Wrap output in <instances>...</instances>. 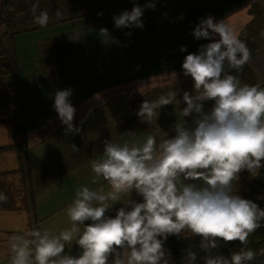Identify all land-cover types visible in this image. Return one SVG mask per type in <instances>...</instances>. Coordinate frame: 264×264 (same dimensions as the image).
I'll list each match as a JSON object with an SVG mask.
<instances>
[{"label": "clouds", "instance_id": "clouds-1", "mask_svg": "<svg viewBox=\"0 0 264 264\" xmlns=\"http://www.w3.org/2000/svg\"><path fill=\"white\" fill-rule=\"evenodd\" d=\"M155 7L156 0L144 7L135 4L114 15L115 27L143 28L145 8ZM33 17L40 26L49 22L48 12L37 14L36 5ZM100 35L107 38L108 29L101 28ZM193 35L212 41L200 45L198 54L186 55L182 65L195 93H183L187 106L182 115L194 114L193 124L178 119L175 135L162 139L149 133L143 141H130L131 133H124L105 141L90 167L108 190L103 185L77 188L65 209L71 227L58 234L33 229L14 236L10 264H170L164 243L171 235L200 237L198 246L184 250L186 264H196L200 252L203 264H250L264 256V249L247 247L249 236L264 226V209L242 198L235 187L241 171L257 175L264 168V86L241 82L238 73L252 53L227 20L204 18ZM181 51L187 48L181 46ZM72 91L57 90L53 97L66 135L79 131L73 122ZM176 96L169 90L145 100L138 112L141 122L157 120L158 110L175 103ZM206 101L214 102L207 111ZM133 192L143 202L131 199ZM6 200L0 193V202ZM117 203L124 206L114 217L108 215ZM221 241H239L242 247L224 256L216 251ZM73 242L80 249L77 255L65 250Z\"/></svg>", "mask_w": 264, "mask_h": 264}, {"label": "rangeland", "instance_id": "rangeland-1", "mask_svg": "<svg viewBox=\"0 0 264 264\" xmlns=\"http://www.w3.org/2000/svg\"><path fill=\"white\" fill-rule=\"evenodd\" d=\"M229 1L156 0L154 10L145 8L142 16L143 28H116L113 17L124 10L130 11L135 4L144 7L148 0H101L91 9L92 12L85 16H72L71 19L63 18L64 20L57 17L49 18L46 26L36 24L31 16L19 14L20 16L14 17V30L20 32L37 30L17 34V46L14 47L15 75L10 81L0 82V110L8 107L12 110L10 108L14 104L20 114L24 106L23 99L21 100L22 93L26 102L31 101L30 104L32 101L37 102L41 96L42 106L26 115L29 120H32L33 115L36 118L33 123L28 120L34 129L30 140L49 139L55 137L62 124L53 107L55 92L71 88L73 91L70 100L76 109L74 119L92 117L95 114L92 117L94 120L90 123L81 122L84 133L81 132V135L77 136V143L73 149V152H76L73 160L79 165L87 160L88 151L99 156L102 154L99 151L104 150L105 141H116L120 134L131 133L127 137L130 141H141L149 133L157 135L158 139L174 136V125L178 119L185 120L188 125H192L194 119V114L185 118L182 115V108L187 106L183 101V93L187 91L195 94L192 78L183 74L184 59L190 53L198 54L200 45L212 42L206 39L197 40L193 35L195 27L203 19L202 13L197 20L187 22L181 9L200 8L206 5L217 8L222 5L224 14L216 21L227 20L234 26L238 36L248 31V28L250 31H256L259 26L264 28V0H234L225 3ZM232 11L240 12L238 20L232 21V16L227 15ZM241 11L246 14H241ZM179 25L184 27L182 33ZM4 28L3 26L1 31ZM101 28L108 29L107 38L100 35ZM55 42H60L57 47L53 45ZM263 44L264 42L260 47ZM181 46H185L187 51H181ZM66 54L71 55L67 58L69 62L63 63L61 56ZM255 61V67L245 66V76L240 78L242 83L252 85L264 83V73L259 75L264 67V52L257 56ZM20 68L22 74L19 72ZM249 74L252 77H249ZM169 90L177 94L175 103L159 109L157 120H153L151 124L142 123L138 116L142 103L145 100H155ZM9 98H13V104H7L6 99ZM213 103L204 102L205 111L209 110ZM7 114L8 111L3 112V116ZM112 117H115L112 119V125L107 126V120ZM136 129L137 132H134ZM17 133V139L22 141L21 129L17 128L16 135ZM6 135V132L1 133L2 137ZM27 139L23 141L24 144ZM12 142L14 143V138ZM83 142L88 146L91 143L92 147L84 146ZM41 146L45 148L47 143L41 142ZM32 150L35 153V149ZM43 156L42 160L49 163L57 160L55 154L47 153ZM5 157L7 158H0V168L19 167L16 151ZM70 161L71 159L65 158L62 163ZM58 162L59 160L57 164ZM55 168L57 169L56 166ZM90 169V165L84 162L80 172L65 175L66 178L61 182H54L41 190L35 195V202L33 195L29 209L21 200V211L0 212V264H10L11 254L6 235L29 233L33 224H30V220L34 222L38 220V224L41 223L38 230L54 234L71 227L65 209L72 203L76 189L82 186L95 189L102 183L100 181L96 184H84L85 174L88 175L87 181L92 175ZM16 176L22 177L20 172ZM75 183L77 186L72 191L74 185L72 187L71 185ZM131 199L143 202L142 197L135 192L132 193ZM117 211L116 204L110 208L108 215L114 217ZM77 249L78 252L74 253ZM65 250L72 255L80 252L75 242L66 246Z\"/></svg>", "mask_w": 264, "mask_h": 264}, {"label": "trees", "instance_id": "trees-1", "mask_svg": "<svg viewBox=\"0 0 264 264\" xmlns=\"http://www.w3.org/2000/svg\"><path fill=\"white\" fill-rule=\"evenodd\" d=\"M190 1V0H189ZM101 0H0V82H7L14 77L15 74V46H17L16 37L17 34L21 33L19 30H14L13 24L15 23L14 17L20 16H31L33 19V6H37V14L40 11H47L49 14V18L57 17L60 20L71 19L72 16L79 17L85 16L89 14L91 9L97 5ZM16 11H20L23 13H16ZM59 12V15H57ZM22 16V17H23ZM29 19V18H28ZM27 20V19H24ZM5 27L2 31V27ZM254 29V28H253ZM30 30V29H29ZM249 33L243 32L239 38L244 40L251 50L252 58L255 56L257 50L260 47V44L264 42V28L260 26L256 28V31H253L248 28ZM28 31V30H26ZM60 42L53 43L54 47H57ZM70 54L62 55L61 61L63 63L69 62ZM47 60V58H45ZM67 60V61H66ZM244 71H246L245 67L242 73H238L240 78L242 79L245 76ZM249 77H252L249 74ZM7 104H13V98L6 99ZM8 104V105H9ZM9 108V107H8ZM6 108L4 112L8 111L11 119L14 120L18 129H21V137L23 136V141L26 139L27 129L26 127L21 126L22 122V113L17 110V107L13 104L9 110ZM20 125V127H19ZM18 136V133H17ZM24 142L17 141L16 144L11 146L10 148L15 149L17 152L23 155L22 149L26 146ZM3 147H0L2 149ZM21 172L22 182L25 185L33 186V182L31 180V173L29 170V164L26 163L24 157H21ZM31 182V184L29 183ZM31 186V187H32ZM29 187V188H31ZM237 194H239L242 198L250 199L253 202L257 203L261 209H264V168H261L257 175H252L247 170L241 171L239 174V179L235 183ZM0 193H4L7 196V200L0 202V210H10L13 208H17V202L20 200L19 197L15 200V194L7 192L5 190L4 184H0ZM28 203L30 201L33 202V190L31 188L30 197L24 199ZM28 205V204H27ZM185 235H189L185 233ZM200 237H191L185 238L184 236H176L171 235L168 237L167 241L164 243L165 249L170 253V264H186L184 261V250L188 248L190 245H199ZM242 247L239 241H233L229 243L220 242V247L216 249V251L224 256H230L232 251L239 250ZM248 248H251L257 252L261 249H264V226H261L257 229L253 234H251L248 238ZM199 252V249H196ZM204 253L200 252L196 264H203ZM250 264H264V256L258 255L257 258L250 262Z\"/></svg>", "mask_w": 264, "mask_h": 264}, {"label": "crops", "instance_id": "crops-1", "mask_svg": "<svg viewBox=\"0 0 264 264\" xmlns=\"http://www.w3.org/2000/svg\"><path fill=\"white\" fill-rule=\"evenodd\" d=\"M230 2H234V0H230L229 2H225L226 4L230 3ZM225 5V4H223ZM222 5L218 6L217 8L212 7V6H205V7H187V8H182L181 12L183 13V16L187 17L188 19H185L187 22H192V20H197L201 13L203 15V19L207 18L209 16L213 17L215 19V21L217 20V18L224 14V11L222 10ZM193 8V9H192ZM176 9V7H175ZM216 10V12H214ZM246 11V10H245ZM240 12H229L227 15H231V19L232 21H236L239 19L240 17ZM241 14H246L244 11H241ZM180 33L183 32L184 27L180 26ZM37 29H34L33 31L30 32H35ZM41 39V38H40ZM190 41V39H188ZM37 43V41H36ZM264 52V44L259 48L257 55L251 59V61L246 65L247 67L251 66V67H255L256 66V57L259 56L261 53ZM20 74H22L21 68L19 70ZM264 73V67L261 69L260 74ZM262 86H264V83L262 84ZM23 99V108H22V123H23V127H27V133H26V138L27 142H26V146L22 149V153L23 155L21 156V153L17 152L15 149L10 148L11 146H13V144L15 145L17 141H20L19 139H17V135H16V130H17V125L14 122V120L11 119V116L8 112V114L6 116H3V111L0 110V147H3L2 149H0V158L6 159L7 157H5L7 154H12L13 151H16L18 153V160H19V167L18 168H0V184H4L5 186V190L7 192L10 193H14L15 194V200L17 201L18 198H20V200H18L17 202V208H13L10 210H0L1 211H21V200L24 201V199L26 200V198L30 197L31 195V188L33 190V195H34V202H35V195H37L41 190H44L45 188H48V186H50L51 184H53L54 182H58V181H62L64 180L65 175H72L75 173L80 172L83 169V163L86 162L90 165V161L93 160L94 158L97 157V153L95 152H90L88 151L89 155H86V159L85 161L82 162V165H79L78 163L74 162L73 160V155L76 152H73V149L75 147V144L77 143V136L81 135V132L84 133V130L81 127V122L82 121H86L88 123H90L92 120H94L95 114L92 115V117H87V118H75L74 119V124L76 125V127L79 129L78 132L75 133H69V134H65V128L66 126L61 124L59 127V130L57 131V134L55 135V137L49 138V139H45V140H30L31 139V135L33 134V128L31 127L32 123L36 120V118L34 117L35 115H33L32 120H29L28 116L26 115H30L32 113L33 110H37L38 106H42L41 103V96L38 97V101L37 102H33L32 104L31 101L30 102H26L25 98L23 96V93L21 95V100ZM105 105V104H104ZM35 108V109H34ZM18 109V108H17ZM93 113V112H92ZM90 114V113H89ZM5 115V114H4ZM87 115V114H86ZM112 118H109L107 121V126H110V124L112 125ZM28 120L32 123H29ZM107 126L105 128H107ZM134 132H137L136 130H133ZM6 132V137H2L1 133ZM86 133V132H85ZM22 134V132H21ZM90 137V135H89ZM14 138V143L12 142ZM76 140H72L75 139ZM60 140V141H58ZM143 141V139L141 140ZM23 143V136H22V141H20ZM41 142H45L47 143V146L44 148L41 146ZM84 146L87 147H92V144L89 143L86 145L85 142H83ZM24 145V144H23ZM32 149H35V153ZM103 152V151H102ZM101 151H99V153H102ZM55 154L57 160L56 162H52L49 163L47 161L42 160L43 159V155L46 154ZM98 153V154H99ZM21 157H24V160L26 161V163L29 164V170L31 173V177L29 181L33 182V186L31 184V182H29L31 185H25L22 182V178H18L17 173L21 172V162L22 159ZM51 157V156H49ZM65 158H68L69 160L71 159L70 162H66V163H62L64 162ZM49 159V158H47ZM59 160L58 164L57 161ZM63 160V161H62ZM53 161V160H52ZM55 166L57 167V169L55 168ZM91 170V177L88 180V175L85 174V176L83 177V181L84 184H93V180L95 179L97 182L99 183L100 181L102 182L101 184L98 185H102L106 188L105 190H108V185L105 181L102 180V178H98L96 179L95 174L92 172ZM95 183V184H96ZM71 184V183H70ZM69 184V185H70ZM74 185V186H73ZM32 186V187H31ZM73 186L72 191L75 189V187L77 186V184H72L71 187ZM31 187V188H29ZM79 188V187H78ZM71 191V192H72ZM70 192V193H71ZM69 193V194H70ZM25 204H28V209H29V204L32 205V203L30 201H28V203L26 201H24ZM124 206L123 203H117V207L119 209V207ZM36 212V209H35ZM30 213V210H29ZM33 223L30 227H31V231L33 229H38V227H40L41 223L38 224V220L37 221H31L30 220V224ZM86 223H90V221L86 222ZM29 230V229H27ZM20 232V231H18ZM22 233V232H21ZM19 233L17 236H26L27 234L23 233L21 234ZM16 236L12 235V234H7L6 237H8V241H9V251L11 254V242H12V238ZM74 243V242H73ZM77 251H74V253H77ZM11 260V255L9 258V261Z\"/></svg>", "mask_w": 264, "mask_h": 264}, {"label": "flooded vegetation", "instance_id": "flooded-vegetation-1", "mask_svg": "<svg viewBox=\"0 0 264 264\" xmlns=\"http://www.w3.org/2000/svg\"><path fill=\"white\" fill-rule=\"evenodd\" d=\"M30 30L32 31V30H34V29H30ZM30 30H28V31H30ZM24 32H27V31H24ZM24 32H21V33H24ZM19 34H20V33H19Z\"/></svg>", "mask_w": 264, "mask_h": 264}]
</instances>
